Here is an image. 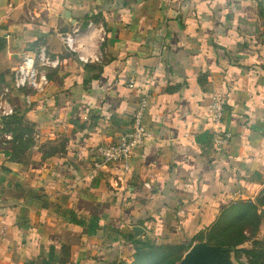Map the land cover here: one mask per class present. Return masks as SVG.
I'll return each instance as SVG.
<instances>
[{
  "label": "crops",
  "instance_id": "crops-1",
  "mask_svg": "<svg viewBox=\"0 0 264 264\" xmlns=\"http://www.w3.org/2000/svg\"><path fill=\"white\" fill-rule=\"evenodd\" d=\"M253 11L252 0H0L1 85L25 54L45 48L59 61L41 68L42 90L9 102L14 121L0 118V264H133L146 244L202 234L191 248L209 245L236 204L263 219L264 52ZM145 94L149 140L96 171ZM215 97L227 104L218 130L233 136L221 148ZM16 127L29 129V148L2 141ZM91 218L94 236L76 223Z\"/></svg>",
  "mask_w": 264,
  "mask_h": 264
},
{
  "label": "built area",
  "instance_id": "built-area-1",
  "mask_svg": "<svg viewBox=\"0 0 264 264\" xmlns=\"http://www.w3.org/2000/svg\"><path fill=\"white\" fill-rule=\"evenodd\" d=\"M93 25H90V28ZM100 34L104 35L103 30ZM104 40V37L101 38ZM65 44L70 51L76 52L74 39L70 36L64 37ZM83 62L87 60L80 56ZM58 60H51L45 48L39 49L34 54H25L22 61L14 69L13 82L18 90H42L47 84L48 79L41 68H56ZM227 104L221 97H215L210 105V121L214 131L216 145L221 148L227 145L231 139V133H223L218 130L219 125L225 118ZM149 109V95L140 98L138 106L132 116V124L129 133L119 138L117 142L99 150V158L95 162L94 169L97 171L102 167L110 166L115 163L123 162L132 156L135 150L142 148L150 138V132L146 125V115ZM5 115L12 114V111H5Z\"/></svg>",
  "mask_w": 264,
  "mask_h": 264
},
{
  "label": "rangeland",
  "instance_id": "rangeland-1",
  "mask_svg": "<svg viewBox=\"0 0 264 264\" xmlns=\"http://www.w3.org/2000/svg\"><path fill=\"white\" fill-rule=\"evenodd\" d=\"M252 6L254 9V20H255V31L253 43L260 48V51L264 52V0H252ZM47 68V67H45ZM0 87H3L0 83ZM27 90H18L14 82L10 84L9 87H3V90L0 91V118H6L10 122L14 121L17 116L12 107L9 105V102H18V93ZM27 102L30 100L27 98ZM13 104V103H12ZM12 111V114L5 115V111ZM18 128V127H16ZM25 132L28 136L25 137L27 143V148L32 144L31 133L27 131L29 129H19L17 130V135ZM7 131V130H6ZM0 135H2L0 133ZM16 135V133H15ZM14 141L10 134L4 136L2 141ZM62 142V141H61ZM24 149V148H21ZM264 216V214H263ZM250 225L246 226V231H248L249 241L247 245L240 249V254L235 255L233 249H229L226 252V256H229V252H232L231 257L235 264H264V218L260 217V224L257 225L255 220H249ZM260 227V228H259ZM179 246L175 245H165V246H156L155 250L146 249L138 250L133 255L134 263L133 264H183L187 252L189 251L188 247L184 249H177ZM246 252H254L256 255H249ZM239 259H237V258Z\"/></svg>",
  "mask_w": 264,
  "mask_h": 264
},
{
  "label": "trees",
  "instance_id": "trees-1",
  "mask_svg": "<svg viewBox=\"0 0 264 264\" xmlns=\"http://www.w3.org/2000/svg\"><path fill=\"white\" fill-rule=\"evenodd\" d=\"M15 146L20 148H27V143L24 138L20 135H15L14 138ZM258 205L264 206V194L261 199L257 202ZM255 220L257 225L260 224V217L258 215V208L252 203H240L230 208L223 219L215 227L214 231L208 234L207 241L209 245L221 246L224 248L233 249L235 255L240 254V250L237 248L249 241L247 235L246 226L250 225L249 220ZM79 226L85 227L87 233L90 236H94L99 228V219L91 218L89 222L83 221L76 222ZM247 232V233H246ZM204 235L195 236L192 243L188 245L179 246L177 249H184L185 247L190 248L196 240H203ZM156 246L143 245L142 250L152 249L155 250ZM141 250V251H142ZM249 255H254V252H246ZM231 255V254H230ZM256 256V255H254ZM237 258V257H236ZM239 259V258H237Z\"/></svg>",
  "mask_w": 264,
  "mask_h": 264
},
{
  "label": "water",
  "instance_id": "water-1",
  "mask_svg": "<svg viewBox=\"0 0 264 264\" xmlns=\"http://www.w3.org/2000/svg\"><path fill=\"white\" fill-rule=\"evenodd\" d=\"M183 264H232V262L226 256V251L199 243L186 254Z\"/></svg>",
  "mask_w": 264,
  "mask_h": 264
}]
</instances>
